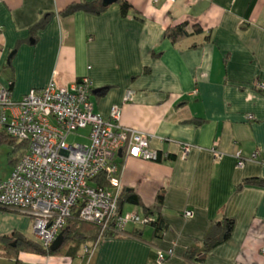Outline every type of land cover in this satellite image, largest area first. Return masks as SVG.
<instances>
[{
    "label": "crops",
    "instance_id": "obj_1",
    "mask_svg": "<svg viewBox=\"0 0 264 264\" xmlns=\"http://www.w3.org/2000/svg\"><path fill=\"white\" fill-rule=\"evenodd\" d=\"M85 1L94 0H0V85L13 82L18 100L52 80L71 87L90 78L95 111L107 117L121 106V124L151 134L166 155L125 158L120 178L146 207L163 192L168 226L158 237L152 225L128 222V235L97 239L75 257L21 252L19 263L0 256V264H185L187 248L225 218L234 221L230 237L190 264H264V187L238 188L264 179V97L255 87L264 79V0H125L126 16L119 0L99 14L63 13ZM183 22L188 35L173 42L166 31ZM120 210L146 216L132 202ZM14 232L41 243L31 217L0 207V237ZM159 250L169 254L163 263Z\"/></svg>",
    "mask_w": 264,
    "mask_h": 264
},
{
    "label": "built area",
    "instance_id": "obj_2",
    "mask_svg": "<svg viewBox=\"0 0 264 264\" xmlns=\"http://www.w3.org/2000/svg\"><path fill=\"white\" fill-rule=\"evenodd\" d=\"M9 81L0 85V132L19 142L26 150L7 178L0 179V207L28 214L33 230L44 246H50L76 212L102 230L123 231L128 222L149 224L153 216L137 213L118 215L122 190V160L137 158L161 161L150 145L152 135L121 124L122 108L112 105L107 117L96 112L91 100L92 81L75 79L71 87L52 80L41 89H30L20 99L12 96ZM255 87L264 97V79ZM129 90L124 101L133 100ZM253 120V115H248ZM81 129L87 143L68 142ZM189 145L183 150L189 152ZM216 158L222 154L212 149ZM244 161L239 157V166ZM108 185H102L100 180ZM186 217L193 211L186 210ZM114 223V224H113ZM98 242L83 248L86 253ZM169 254L158 251L159 263Z\"/></svg>",
    "mask_w": 264,
    "mask_h": 264
},
{
    "label": "trees",
    "instance_id": "obj_3",
    "mask_svg": "<svg viewBox=\"0 0 264 264\" xmlns=\"http://www.w3.org/2000/svg\"><path fill=\"white\" fill-rule=\"evenodd\" d=\"M121 13L126 16L132 5L125 0L120 1ZM102 3V0L85 1L70 4L63 13L70 15L79 11H84L88 13L99 14L106 10ZM187 22L171 26L166 31V36L171 38L173 42H177L179 39L188 35L186 27ZM201 31L197 27V32ZM12 88V85H11ZM2 137V138H1ZM0 143H9L13 146V153H11L12 161L11 164L16 165L26 150V143L19 142L16 139L1 133ZM19 151V155L15 156V152ZM102 185H108L104 179L100 180ZM257 185L264 187V179L258 177H252L244 180L238 188L244 186ZM164 201V193L161 192L157 196V203L153 207H146L142 204L139 196L133 191H125L122 188L119 195L118 202V215L121 214L122 205L125 202H132L139 204L144 208V214L146 216H153L149 224L154 227V235L162 237L165 230L167 229V222L165 221L163 215L161 214L160 207ZM8 209V208H7ZM114 224V223H113ZM234 221L233 219L225 218L222 222H217L208 228L203 240L202 246L193 245L187 248L185 252V264H190L193 261L203 262L205 255L210 252L214 247H216L221 242L227 240L233 230ZM141 230H134L129 233V235L140 236ZM64 241L62 245L57 250H52L50 246H44L42 243L33 241L32 239L14 232L12 235H3L0 237V256H5L8 258H16L17 263H19V254L21 252H30L46 256H73L75 257L77 253L82 249L83 246L93 243L95 240L102 237L117 236L119 234L128 235V233L123 230L120 232L109 230H102L101 226L95 223L86 222L80 219L75 212L72 217L68 220L66 227L63 229ZM200 246V247H199Z\"/></svg>",
    "mask_w": 264,
    "mask_h": 264
},
{
    "label": "rangeland",
    "instance_id": "obj_4",
    "mask_svg": "<svg viewBox=\"0 0 264 264\" xmlns=\"http://www.w3.org/2000/svg\"><path fill=\"white\" fill-rule=\"evenodd\" d=\"M89 129H81L78 131V133H73L68 137V142L71 144L74 143H87L88 139H85L84 136L82 135H86L88 134ZM13 146L9 143H0V177H3L4 175H6V173L9 171L10 167H11V161H12V156L14 155L13 153ZM11 153L13 155H11ZM19 155V151L15 152V156ZM22 215H27L28 214H24L19 212ZM30 217V216H29ZM36 241H41V239L38 237L37 234L34 233V238Z\"/></svg>",
    "mask_w": 264,
    "mask_h": 264
},
{
    "label": "water",
    "instance_id": "obj_5",
    "mask_svg": "<svg viewBox=\"0 0 264 264\" xmlns=\"http://www.w3.org/2000/svg\"><path fill=\"white\" fill-rule=\"evenodd\" d=\"M119 0H102V3L105 7L118 2ZM64 241V234L63 232H61L58 237L56 238V240L50 245V248L52 250H57L63 243Z\"/></svg>",
    "mask_w": 264,
    "mask_h": 264
}]
</instances>
